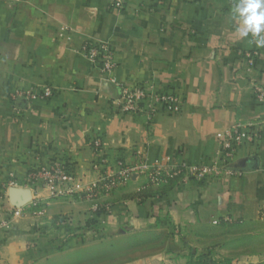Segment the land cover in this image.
Instances as JSON below:
<instances>
[{"label": "crops", "instance_id": "1", "mask_svg": "<svg viewBox=\"0 0 264 264\" xmlns=\"http://www.w3.org/2000/svg\"><path fill=\"white\" fill-rule=\"evenodd\" d=\"M232 3L0 0V264L62 254L80 264H189L191 253L207 250L232 264H264V253L234 255L218 235L229 221L264 222V102L255 97L264 87V48L251 37L236 40ZM97 40L112 48L111 73L85 56L84 45ZM243 51H258L253 68ZM120 84L175 94L181 110L152 120L124 112ZM44 87L50 97H10ZM236 124L257 137L223 164L218 138ZM140 154L151 164L171 157L172 167L209 171L202 178L180 171L159 185L135 176L109 205L27 185L30 170L54 162L89 181L97 159L131 164ZM59 215H71L81 234L63 250L50 242L64 236ZM89 218L97 228H83Z\"/></svg>", "mask_w": 264, "mask_h": 264}, {"label": "built area", "instance_id": "2", "mask_svg": "<svg viewBox=\"0 0 264 264\" xmlns=\"http://www.w3.org/2000/svg\"><path fill=\"white\" fill-rule=\"evenodd\" d=\"M111 5L114 8H121L122 0H112ZM83 51L90 61L100 63L102 72L111 73L114 70L116 65L114 54L107 40L88 41L84 45ZM242 54L246 58L249 68H253L259 55L258 51H243ZM119 86L121 93L117 102L124 112L145 114L149 120H152L161 111L179 112L181 110L182 102L175 94L155 93L152 89L144 86L137 88H130L123 84ZM255 92L256 100L264 102V87L257 86ZM52 94L51 87H44L14 90L10 93V97L17 103L18 100L32 101L50 97ZM256 137L253 132L244 129L240 124L232 126L218 138L220 162L229 163L235 158L237 148L244 141L254 142ZM94 146L99 148L100 142L95 141ZM171 162L172 158L167 157L151 164L145 154H140L134 163L130 164L119 160L112 164L106 158L101 157L92 163L90 170L92 178L89 181L84 180L85 175L81 176L64 164L54 162L49 166L30 170L27 174V185L33 189L47 188L52 197H67L81 193L85 194L87 198H92V196L101 197L108 194L110 190L132 182L133 178L139 175L146 177V185H159L180 171L197 178L204 177L209 171L205 167L186 163L172 167ZM23 211V207L16 208L13 215L20 216ZM71 221V217L64 216L65 225L70 226ZM6 223L3 222V224ZM215 223H218V220Z\"/></svg>", "mask_w": 264, "mask_h": 264}, {"label": "rangeland", "instance_id": "3", "mask_svg": "<svg viewBox=\"0 0 264 264\" xmlns=\"http://www.w3.org/2000/svg\"><path fill=\"white\" fill-rule=\"evenodd\" d=\"M172 164V163H171ZM173 165V164H172ZM132 182H129L128 184H125L124 186L119 185L116 189L110 190L108 194H104L101 197H94L87 198L85 194H74L73 196L80 198V199H87L94 204H98L103 202L105 205H109L113 203V201L120 199V194L118 193L120 189L122 188H128L131 187ZM134 183V182H133ZM142 185H146L142 182ZM72 218L71 225L74 223V219L71 215H66ZM220 226H223L220 228V231L218 232V235L220 236L222 242L224 245H226L232 254L239 255V254H260L264 253V222H240V223H234V222H227ZM81 232V231H79ZM100 249H98V254L100 255ZM70 256L74 255H68V254H62V257L54 260L49 259L46 263L42 264H80L78 262L71 261ZM99 264L101 263V259L97 258V260H94L93 264Z\"/></svg>", "mask_w": 264, "mask_h": 264}, {"label": "clouds", "instance_id": "4", "mask_svg": "<svg viewBox=\"0 0 264 264\" xmlns=\"http://www.w3.org/2000/svg\"><path fill=\"white\" fill-rule=\"evenodd\" d=\"M229 21L235 25L236 40L264 48V0H233Z\"/></svg>", "mask_w": 264, "mask_h": 264}, {"label": "trees", "instance_id": "5", "mask_svg": "<svg viewBox=\"0 0 264 264\" xmlns=\"http://www.w3.org/2000/svg\"><path fill=\"white\" fill-rule=\"evenodd\" d=\"M64 216L59 215L54 218V224H57L60 228L65 231L63 238L62 237H54L51 238L50 242L56 247L57 250H63L67 246V241L69 239H73L81 234H76L71 229V226L64 224ZM99 223L96 222L95 218H89L86 221L85 226L83 228H97ZM189 264H232L230 260L221 259L217 260L213 253L209 250L203 252H194L190 254Z\"/></svg>", "mask_w": 264, "mask_h": 264}]
</instances>
